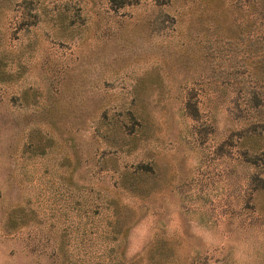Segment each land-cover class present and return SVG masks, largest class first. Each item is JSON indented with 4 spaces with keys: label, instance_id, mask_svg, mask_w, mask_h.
I'll return each instance as SVG.
<instances>
[{
    "label": "rangeland",
    "instance_id": "obj_1",
    "mask_svg": "<svg viewBox=\"0 0 264 264\" xmlns=\"http://www.w3.org/2000/svg\"><path fill=\"white\" fill-rule=\"evenodd\" d=\"M247 11L0 0V264H264Z\"/></svg>",
    "mask_w": 264,
    "mask_h": 264
},
{
    "label": "trees",
    "instance_id": "obj_2",
    "mask_svg": "<svg viewBox=\"0 0 264 264\" xmlns=\"http://www.w3.org/2000/svg\"><path fill=\"white\" fill-rule=\"evenodd\" d=\"M112 6L114 8L122 7L126 0H110ZM245 3L248 7L247 11V19H246V26L251 30L254 23H256L255 27L257 29V38L259 43L262 45L263 49L260 51V57H261V64L260 68L262 67L264 69V0H245ZM252 14L256 15V22L252 20ZM261 84L263 80H260ZM264 160V159H263ZM264 164V161H263Z\"/></svg>",
    "mask_w": 264,
    "mask_h": 264
}]
</instances>
